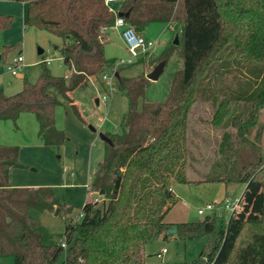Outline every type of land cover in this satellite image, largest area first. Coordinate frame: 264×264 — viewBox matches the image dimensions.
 Listing matches in <instances>:
<instances>
[{
    "label": "trees",
    "instance_id": "obj_1",
    "mask_svg": "<svg viewBox=\"0 0 264 264\" xmlns=\"http://www.w3.org/2000/svg\"><path fill=\"white\" fill-rule=\"evenodd\" d=\"M16 1L27 4L26 27L62 38L55 49L70 75H54L43 61L35 82L25 78L11 95L0 89V119L16 122L21 113H33L43 143L60 146L67 136L56 125V108L69 102L84 120L71 94L113 61L105 56V35L115 15L105 0ZM121 11H129L125 18L139 33L155 21L181 22L179 43L174 38L149 64H167L178 52L183 66L163 101L146 100L147 74H119L129 101L122 130L105 132L111 143L105 142L102 170L90 185L98 199L66 222V247L31 212L60 206L53 189L13 186L11 170L22 165L19 148L0 142V257L10 256L14 264H264V0H127ZM13 22L12 14L0 12V33ZM15 47H1L2 64ZM200 100L211 101V122L223 138L219 157L197 181L244 184L241 207L219 227L216 214L175 224L185 239L209 237L197 258L147 262L145 245L163 233L177 198L171 181L193 182L185 177L184 135Z\"/></svg>",
    "mask_w": 264,
    "mask_h": 264
},
{
    "label": "rangeland",
    "instance_id": "obj_2",
    "mask_svg": "<svg viewBox=\"0 0 264 264\" xmlns=\"http://www.w3.org/2000/svg\"><path fill=\"white\" fill-rule=\"evenodd\" d=\"M115 5L117 3L112 4ZM0 11L14 16L11 27L0 33V50L4 45L16 46L7 55L9 62L19 54V49H22L24 68L21 74H24L26 67L29 66L32 72H40L43 58L46 59L51 55L55 57L51 64H48L50 70L54 73L63 71L65 74L68 73L67 66L55 49V43H59L61 38L46 29L36 26L25 27L26 7L22 2L0 0ZM181 29V22H172L170 27L164 21L150 23L141 33L147 39L156 41L155 47L143 54L140 53L133 63L119 65L120 76L134 77L148 74L154 68L149 64L150 56L161 54L169 42L180 36ZM107 34L109 38L105 42V56L115 62L121 58H129L131 53L122 38L121 28L110 26ZM40 49L43 50L42 53ZM113 61L107 63L104 68L106 71L111 72L110 69L115 63ZM182 66L180 54L173 53L160 77L157 80H150L147 84L146 100H165L173 73ZM18 76L12 85L11 83L8 85L7 80L12 77L6 66L0 62V89L4 93L13 92L16 87H20L22 77ZM242 77H246L245 73ZM86 80L84 85L77 87L71 94L79 105L84 120L78 117L69 102L63 100L65 105L57 106L56 125L64 130L67 136V140L60 146L43 143L38 135L36 116L32 113L23 115L16 122L11 119H0V141L19 148V161L22 164L12 168L10 183L16 187L49 186L59 199L60 206H56L53 212L31 211L40 224L53 234L57 242L65 237L66 222L76 221L80 217L83 205L98 199L93 196L94 192L90 190V185L94 176L102 170L105 142L100 133L121 131L122 119L128 110V96L119 88L118 77L112 94L102 80L101 73ZM104 94L110 98L108 103L102 100ZM214 111L211 101L200 100L195 103L189 114L184 135L188 162L185 177L193 182L186 183L176 178L171 181L178 196L175 195L177 196L175 203L165 216L166 226L163 233L145 245L147 262H180L197 258L200 251L208 245L209 237L205 235L185 239L178 232L171 233L170 229L176 228V223L199 221L214 214L219 227L222 220L231 214L230 209L226 208L222 201L224 186L232 183L226 185L222 182L197 181L203 178L213 161L220 155V143H216L215 139L221 136L222 129L211 122ZM259 121L264 122V107ZM262 136L264 144V133ZM234 185L236 186L233 187ZM234 185L233 189L230 187L226 191H229L228 195L232 199L240 197L244 189V184ZM102 202H99L100 205ZM208 203L215 204V209H206ZM200 208L205 209V213L200 214L198 212ZM64 211L67 212V218ZM163 247L167 248V252L159 258L157 252ZM0 264H14V261L10 256H3L0 257Z\"/></svg>",
    "mask_w": 264,
    "mask_h": 264
},
{
    "label": "built area",
    "instance_id": "obj_3",
    "mask_svg": "<svg viewBox=\"0 0 264 264\" xmlns=\"http://www.w3.org/2000/svg\"><path fill=\"white\" fill-rule=\"evenodd\" d=\"M127 0H105V3L109 6L110 10L114 13L115 19L111 26H114L116 28H121V35L126 43L131 56L129 58H121L118 62L114 63V66L110 69L111 72L106 71L104 69L101 72V78L105 82V84L108 87L109 92L112 94L115 91V80L117 79V72H118V66L121 64H128L133 63L135 59L139 56L140 53H145L148 50H152L155 45L156 41L147 39L143 34L139 33L134 26L130 25L124 15H119V12L121 10L113 9L112 4L117 3L120 5L125 4ZM170 27V24H169ZM51 58H47L45 62L48 64L52 61ZM6 69L9 74L12 76H18L21 74L23 68H24V55L19 52L17 56H15L11 61L6 63ZM109 96L107 94H104L102 96V100L106 103L109 102ZM170 190L172 191V188L170 187ZM224 205L226 208L230 209L231 213L238 210L241 207V196L236 197L232 200L227 199L224 202ZM206 209L214 210L215 204L208 203L206 206ZM200 214L205 213V209L200 208L198 210ZM82 216V214H80ZM61 245L63 247H66L67 244L64 239L60 240ZM167 252V248H162L159 252H157V257L161 258L165 253Z\"/></svg>",
    "mask_w": 264,
    "mask_h": 264
},
{
    "label": "crops",
    "instance_id": "obj_4",
    "mask_svg": "<svg viewBox=\"0 0 264 264\" xmlns=\"http://www.w3.org/2000/svg\"><path fill=\"white\" fill-rule=\"evenodd\" d=\"M22 4L26 7V11H27V4L26 3H24V2H22ZM124 5V4H123ZM123 5H120V4H117V5H115V6H112L113 7V9H116V10H121V8L123 7ZM1 12V11H0ZM4 13V12H3ZM8 14V13H7ZM26 19V18H25ZM25 19H24V22H25ZM26 27V26H25ZM142 33H143V31H142ZM141 33V34H142ZM106 39H108L109 38V36H108V34H107V32H106ZM61 43H62V38L60 39V42L59 43H55V45H61ZM22 51V49L20 48L19 49V52H21ZM42 52H43V50H42ZM41 52V53H42ZM0 57H1V55H0ZM53 58L54 59V57L55 56H53V55H51V56H49V57H47V58ZM46 58V59H47ZM1 59V58H0ZM45 58H43V60H42V62L43 61H45L46 60ZM52 62V61H51ZM28 64V63H27ZM51 64V63H50ZM52 72H53V74L54 75H58V76H69L70 75V70L68 69V73H64V71L63 72H61V73H54V71L52 70ZM37 73V74H36ZM40 73H41V70H40V72H38V71H33L32 72V70H31V67L29 66V67H26V69H25V71H24V74L22 73L20 76H18V77H22V83H21V85H20V87H16V89H15V91H13V92H6L5 91V94H7V95H11V94H14V93H17V92H19L22 88H23V83H24V79L25 78H27L29 81H31V82H35L37 79H38V77H39V75H40ZM34 74H36L35 76H34ZM11 77V79H8L7 80V83H9L8 85H10V83H11V85L14 83V79H18L16 76H12L11 74H9ZM30 75H33V77H36V78H34L33 79V77H30ZM6 83V84H7ZM61 105H63V104H61ZM61 105H59V106H61ZM65 105V104H64ZM264 107V106H263ZM57 109L58 108H56V111H57ZM262 110H263V108H262ZM29 113L30 112H24V113H21L20 114V116H19V118L20 117H22L23 115H29ZM33 114V113H32ZM56 114V113H55ZM35 115V114H34ZM37 119V118H36ZM18 120V119H17ZM260 122V121H259ZM37 123H38V121H37ZM264 123V122H263ZM263 133H264V131H263ZM38 135H39V123H38ZM41 137V136H40ZM263 137V136H262ZM222 138H223V132L221 131V136L219 135L218 137H216V143H220V145H221V141H222ZM42 139V138H41ZM43 141V140H42ZM1 143H5V142H2V141H0ZM262 146L264 147V144H263V141H262ZM220 183V182H219ZM222 184H226V183H223L222 182ZM226 185H228V184H226ZM234 184H229V186H224L225 188L223 189V191H224V199H223V201L222 202H225V200H227V199H230V200H232V198H230L229 197V195H228V193H229V191L228 192H226L227 191V189L229 188L230 189V187L233 189V187H235L236 185H234ZM233 186V187H232ZM244 187H245V185H243ZM243 187V188H244ZM171 188H172V192L175 194V195H177L178 196V194L176 193V190H175V188H174V186H172V184H171ZM244 190V189H243ZM243 192V191H242ZM242 194V193H241ZM241 196V195H240ZM64 214L66 215V211H64ZM227 219V218H226ZM163 248H165V247H163ZM160 251V250H159ZM158 251V252H159ZM144 255H145V258L147 257V254L146 253H144Z\"/></svg>",
    "mask_w": 264,
    "mask_h": 264
},
{
    "label": "water",
    "instance_id": "obj_5",
    "mask_svg": "<svg viewBox=\"0 0 264 264\" xmlns=\"http://www.w3.org/2000/svg\"><path fill=\"white\" fill-rule=\"evenodd\" d=\"M119 15H124V16H128L129 15V11L128 12H119ZM175 43H179V37H176L175 39ZM40 52H42V49H40ZM1 58V57H0ZM165 65H166V61L163 60L161 62H159L157 65L154 66V68L147 74V77L150 79V80H157L160 75L163 73L164 71V68H165ZM117 77L119 76V73L117 72ZM98 102V100H97ZM100 136L101 138L103 139L104 142H108V143H111V139L109 138V136L103 132L100 133ZM93 196L95 198H97L99 196V193L98 192H94L93 193ZM56 212H58V208H56ZM170 232L171 233H176L177 232V228H173V229H170Z\"/></svg>",
    "mask_w": 264,
    "mask_h": 264
}]
</instances>
